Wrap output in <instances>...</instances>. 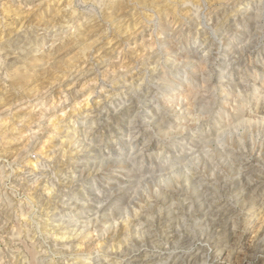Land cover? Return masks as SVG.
Returning a JSON list of instances; mask_svg holds the SVG:
<instances>
[{
  "label": "rangeland",
  "instance_id": "rangeland-1",
  "mask_svg": "<svg viewBox=\"0 0 264 264\" xmlns=\"http://www.w3.org/2000/svg\"><path fill=\"white\" fill-rule=\"evenodd\" d=\"M67 1L0 0V264H264V0Z\"/></svg>",
  "mask_w": 264,
  "mask_h": 264
},
{
  "label": "bare ground",
  "instance_id": "bare-ground-1",
  "mask_svg": "<svg viewBox=\"0 0 264 264\" xmlns=\"http://www.w3.org/2000/svg\"><path fill=\"white\" fill-rule=\"evenodd\" d=\"M32 1H33V0H32ZM66 1H67V0H66ZM27 2H30V1H27ZM235 2H236V0H235ZM237 3H238V2H237ZM33 5H34V4H33ZM36 5H37V4H36ZM67 5H69V0L66 2V4H65L64 6H67ZM249 5H250V4H249ZM64 6H63V7H64ZM242 6H243V5H242ZM242 9H243V8H242ZM243 10H244V9H243ZM54 12H55V13L53 14V17L57 16V13H58L59 11H57V9H56V11H54ZM238 12H239V11H238ZM247 14H248V13H247ZM251 14H252V13H251ZM51 17H52V16H51ZM41 21H42V20H41ZM39 22H40V20H39ZM42 22L45 23V24H47V25H49V21H48V19H46L45 22H44V21H42ZM14 36H15V35H14ZM249 36H250V35H249ZM10 40H11V39H10ZM15 40H16V39H15ZM225 40H226V39H225ZM251 43H252V41H251ZM253 43H254V42H253ZM248 44H249V43H248ZM7 45H8V44H7ZM250 45H251V44H250ZM50 61H51V60H50ZM50 61H49V62H50ZM209 61H210V60H209ZM207 63H208V62H207ZM45 68H46V67H45ZM228 77H229V76H228ZM167 91H170V90H167ZM262 91H263V90H262ZM258 93H259V92H258ZM172 103L174 104V105L172 106L174 109H175L176 107H177V108L179 107L178 110L181 111V112H180V115H181V113H182V111H183V110H181V109H182V107H181V103H180V102L175 103V102H173V101H172ZM263 106H264V104H263ZM170 107H171V106H170ZM172 107H171V109H173ZM174 109H173V110H174ZM262 110H263V109H262ZM176 112H177V111H176ZM253 113H254V112H253ZM256 119H257V118H256ZM114 130H115V129H114ZM178 132H179V131H178ZM259 133H260V132H259ZM187 136H188V135H187ZM176 138H177V137H176ZM181 138H182V137H181ZM179 140H180V139H179ZM134 141H135V140H134ZM254 143H255V142H254ZM131 144H132V145H135V142H132ZM251 144H252V143H251ZM170 145H171V144H170ZM258 148H259V147H258ZM259 151H260V150H259ZM256 152H257V151H256ZM260 152H261V151H260ZM222 154H223V153H222ZM256 157H257V156H256ZM112 159H113V158H112ZM196 161H197V160H196ZM235 161H236V160H235ZM119 162H120V161H119ZM119 162H117V163H119ZM209 162H210V161H209ZM115 163H116V162H115ZM119 164H120V163H119ZM240 165H242V163H241ZM212 167H213V166H212ZM237 167H238V166H237ZM231 169H232V167H231ZM239 169H240V167H239ZM239 169H238V170H239ZM241 169H242V168H241ZM233 171H234V170H233ZM215 172H216V171H215ZM185 174H186V173H185ZM213 175H214V174H213ZM216 175H217V174H216ZM246 175H247V174H246ZM240 177H241V176H240ZM168 178H169V177H168ZM262 178H263V177H262ZM185 179H186V177H185ZM259 179H260V178H259ZM165 181H167L166 183H167V185H168V180H167V178H165ZM170 181H171V179H169V184L171 183ZM254 181H255V180H254ZM246 182H247V181H246ZM246 182H245V183H246ZM257 182H258V181H257ZM249 183H250V181H249ZM246 184H247V183H246ZM169 186H170V185H169ZM169 186H168V187H169ZM171 186H172V185H171ZM259 186H260V184L258 183V184H257V187H259ZM261 187H262V186H261ZM254 188H255V187H254ZM262 201H263V200H262ZM261 227H262V226H261ZM245 228H246V227H245ZM255 228H256V227H255ZM230 232H231V231H230ZM232 238H233V237H232ZM219 248H220V247H219ZM218 253H219V252H218ZM227 255H228V254H227ZM227 255H226V256H227Z\"/></svg>",
  "mask_w": 264,
  "mask_h": 264
}]
</instances>
